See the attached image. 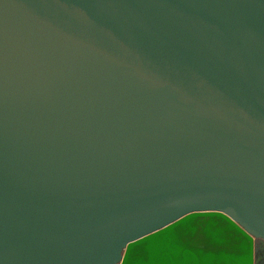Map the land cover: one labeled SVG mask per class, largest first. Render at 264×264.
Instances as JSON below:
<instances>
[{
  "label": "water",
  "instance_id": "95a60500",
  "mask_svg": "<svg viewBox=\"0 0 264 264\" xmlns=\"http://www.w3.org/2000/svg\"><path fill=\"white\" fill-rule=\"evenodd\" d=\"M202 213L254 264L264 0H0V264H161Z\"/></svg>",
  "mask_w": 264,
  "mask_h": 264
},
{
  "label": "bare ground",
  "instance_id": "6f19581e",
  "mask_svg": "<svg viewBox=\"0 0 264 264\" xmlns=\"http://www.w3.org/2000/svg\"><path fill=\"white\" fill-rule=\"evenodd\" d=\"M174 253L161 264H172L173 260H183L182 250L190 248L197 255V264H242L249 241L239 233L226 218L212 213H202L188 217L173 227L170 233ZM163 241L159 236L155 243ZM162 251L146 241L134 247L128 264H157ZM186 264H195L196 260L188 255Z\"/></svg>",
  "mask_w": 264,
  "mask_h": 264
},
{
  "label": "flooded vegetation",
  "instance_id": "af4514ba",
  "mask_svg": "<svg viewBox=\"0 0 264 264\" xmlns=\"http://www.w3.org/2000/svg\"><path fill=\"white\" fill-rule=\"evenodd\" d=\"M253 263L264 264V242L260 239L253 240Z\"/></svg>",
  "mask_w": 264,
  "mask_h": 264
}]
</instances>
